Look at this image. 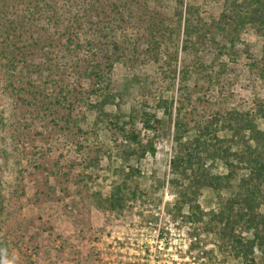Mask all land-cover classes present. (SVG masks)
Masks as SVG:
<instances>
[{
    "label": "trees",
    "instance_id": "1",
    "mask_svg": "<svg viewBox=\"0 0 264 264\" xmlns=\"http://www.w3.org/2000/svg\"><path fill=\"white\" fill-rule=\"evenodd\" d=\"M196 12L192 4L184 7V0H175L170 17L159 0H0V139L6 142V128L22 107L50 117L56 125L62 121L60 127L78 137L96 135L103 125L125 165L116 170L120 179L98 206L116 211L143 194L133 182L140 175L133 162L156 151L153 138L143 141L136 123L150 132L172 128L168 181L177 196L169 213L214 232L219 246L229 248L238 264H264V129L256 122L264 119V99L255 100L246 111L217 107L207 116L200 112L204 104L210 105L207 89L217 84L226 65L190 58L202 48L203 37L219 55L233 59L245 27L264 38V0H223L213 31ZM127 29L133 31L132 38L116 39V31ZM60 61H67L69 68H60ZM116 63L131 75L115 80ZM150 64L161 79L143 70ZM251 68L264 78V48ZM69 73L76 76L74 85ZM192 76L195 81L190 84ZM175 84V95L152 94L154 88L162 92ZM87 112L94 116L91 126L85 125ZM10 146L9 140L0 149L5 158ZM216 161L224 164L225 173L212 172L209 164ZM1 165L0 216H9L15 190L7 186ZM238 169L246 174L238 178L234 194L205 214L197 201L200 190L228 189ZM10 242L0 240V264H22L8 258ZM256 250L261 254L258 260Z\"/></svg>",
    "mask_w": 264,
    "mask_h": 264
},
{
    "label": "rangeland",
    "instance_id": "2",
    "mask_svg": "<svg viewBox=\"0 0 264 264\" xmlns=\"http://www.w3.org/2000/svg\"><path fill=\"white\" fill-rule=\"evenodd\" d=\"M159 2L164 14L172 16L175 0ZM189 4L196 6L195 16L213 31L223 0H184V7ZM133 34L127 29L116 31L115 37L127 40ZM200 43L202 48L190 57L193 62L226 65L217 84L207 89L205 98L210 105L204 104L200 112L210 116L217 107L221 111L227 108L246 111L255 100L264 99V78L256 68L251 70V65L262 56L263 37L245 27L235 44L234 59L219 55L217 47L207 37ZM58 64L62 69L69 68L67 61ZM143 70L154 72L159 79L162 77L153 64ZM130 75L128 68L120 63L114 65L112 77L115 80ZM68 79L72 85L77 80L72 73L68 74ZM194 81L195 76H192L190 84ZM83 83L88 86L87 81ZM152 92L154 97L160 93L170 97L176 94V84L174 88L162 92L154 88ZM13 102L19 105L20 101L17 103L14 99ZM107 110L112 111L113 107ZM158 116H161L160 111ZM93 120L92 112H87L85 125L91 126ZM256 122L264 129V119L258 118ZM60 124L62 121L56 125L50 117L36 116L32 109L22 107L6 128V142L0 139V149L7 146L9 140L13 146L7 158L0 151L1 168L5 169V179L9 180L7 186L15 190L10 202L12 213L0 216V240L11 241L10 260L22 264L239 263L229 248L219 246L214 232L204 231L201 223L180 217L174 219L168 211L177 196L168 181L172 177L169 163L174 152L172 128L150 132L143 129L139 121L136 123L143 141L153 138L156 148L154 155L146 154L140 162H133L140 169V175L133 182L143 194L129 199L122 210L109 211L99 207L98 202H102L110 186L119 181L116 170L125 165L117 156L116 146L108 139L109 132L101 125L96 135L78 137ZM218 134L224 135L220 131ZM89 161L93 163L86 167ZM209 165L214 173L227 170L220 161ZM245 174L246 170L238 169L228 189L202 188L197 201L204 213L223 206L236 191L238 178ZM204 220H207L206 215ZM255 257L257 260L261 257L257 250Z\"/></svg>",
    "mask_w": 264,
    "mask_h": 264
}]
</instances>
